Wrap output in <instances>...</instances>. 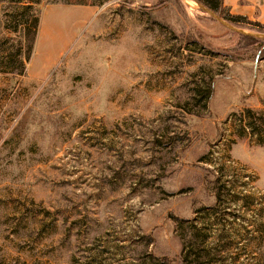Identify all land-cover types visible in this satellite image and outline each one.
Instances as JSON below:
<instances>
[{
	"label": "rangeland",
	"instance_id": "rangeland-1",
	"mask_svg": "<svg viewBox=\"0 0 264 264\" xmlns=\"http://www.w3.org/2000/svg\"><path fill=\"white\" fill-rule=\"evenodd\" d=\"M86 1L46 73H0V264H264V21Z\"/></svg>",
	"mask_w": 264,
	"mask_h": 264
},
{
	"label": "trees",
	"instance_id": "trees-1",
	"mask_svg": "<svg viewBox=\"0 0 264 264\" xmlns=\"http://www.w3.org/2000/svg\"><path fill=\"white\" fill-rule=\"evenodd\" d=\"M211 10H216L220 3L219 0L210 3L208 0H197ZM6 7L3 8V25L2 29L5 32L0 36V73L11 75L12 77L23 76L26 70V62L30 59L34 39L35 28L37 21L33 20L40 13V7L44 5L64 4L75 6H94V3L88 4L86 0H5ZM33 20V21H31ZM231 23L246 21L243 17L231 16ZM33 22V23H32ZM32 30V32H31ZM32 35V37H31ZM29 38H31L29 40ZM28 39L24 55V42ZM213 95L211 81L207 82V90L202 96L203 107L206 108L209 100ZM245 115L249 121L246 122L245 130H249L253 135H258L257 143L264 146V113L254 112L250 109H245Z\"/></svg>",
	"mask_w": 264,
	"mask_h": 264
},
{
	"label": "crops",
	"instance_id": "crops-1",
	"mask_svg": "<svg viewBox=\"0 0 264 264\" xmlns=\"http://www.w3.org/2000/svg\"><path fill=\"white\" fill-rule=\"evenodd\" d=\"M221 8L233 17L259 23L264 21V0H221ZM94 14L90 6H47L34 39L31 73L42 76L56 56L66 49L81 23Z\"/></svg>",
	"mask_w": 264,
	"mask_h": 264
}]
</instances>
